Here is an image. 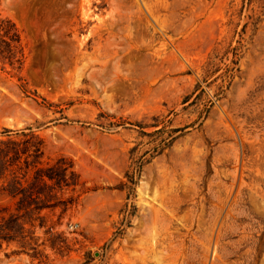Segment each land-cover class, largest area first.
<instances>
[{
	"label": "rangeland",
	"instance_id": "obj_1",
	"mask_svg": "<svg viewBox=\"0 0 264 264\" xmlns=\"http://www.w3.org/2000/svg\"><path fill=\"white\" fill-rule=\"evenodd\" d=\"M0 18L24 48L0 60V129H35L55 178L34 249L0 264H264V0H0Z\"/></svg>",
	"mask_w": 264,
	"mask_h": 264
},
{
	"label": "trees",
	"instance_id": "obj_2",
	"mask_svg": "<svg viewBox=\"0 0 264 264\" xmlns=\"http://www.w3.org/2000/svg\"><path fill=\"white\" fill-rule=\"evenodd\" d=\"M0 60L12 70L24 60L20 32L8 18H0ZM51 170L45 141L35 129H0V194L13 202L0 205V250L13 242L34 249L26 239L32 240L36 223L43 226L40 213L50 209Z\"/></svg>",
	"mask_w": 264,
	"mask_h": 264
}]
</instances>
